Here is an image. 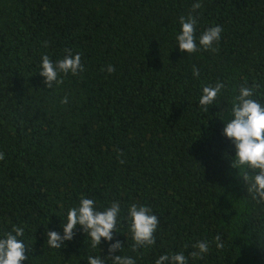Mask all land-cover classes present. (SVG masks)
Instances as JSON below:
<instances>
[{
  "label": "trees",
  "instance_id": "1",
  "mask_svg": "<svg viewBox=\"0 0 264 264\" xmlns=\"http://www.w3.org/2000/svg\"><path fill=\"white\" fill-rule=\"evenodd\" d=\"M195 2L0 0V238L25 228L24 264L108 255L111 242L99 253L80 228L60 250L47 245L81 195L101 208L118 201L122 215L137 204L157 216L148 250L133 253L123 225L113 235L136 264L187 256L199 240L210 251L188 264H264V204L225 158L234 148L220 120L241 85L259 84L254 98L264 103V0H200L196 35L220 26L221 40L215 53L187 56L175 36ZM65 49L81 54L84 71L45 88L41 56L55 62ZM218 81L226 89L206 113L202 87Z\"/></svg>",
  "mask_w": 264,
  "mask_h": 264
},
{
  "label": "clouds",
  "instance_id": "2",
  "mask_svg": "<svg viewBox=\"0 0 264 264\" xmlns=\"http://www.w3.org/2000/svg\"><path fill=\"white\" fill-rule=\"evenodd\" d=\"M201 8L202 3L197 0L192 4L189 15L179 18L180 31L175 36V47L187 56L200 51L213 53L218 51L223 31L220 26L209 27L199 36L196 35L197 17L193 13ZM43 46L48 47L47 41ZM115 70L112 65L106 68L109 74ZM83 71L81 54L78 52L73 54L70 49H65L63 58H58L55 62L48 55H42L38 75L43 78L45 88L52 89L63 84L64 77L68 74L77 76ZM192 75L193 78H198L200 75L195 67ZM259 88V84H254L252 87L241 85L238 94L231 101L230 108L227 109V120H220L224 125L222 135L234 148V156L228 157L225 153V158L247 185V194L257 203L264 204V103L254 98ZM225 89L226 85L219 81L214 86H203L198 101L199 106L207 113L210 106H216L218 98ZM67 102L68 97L65 96L61 104ZM212 118L214 117L209 119ZM4 158V154L0 152V160ZM158 224L157 216L152 214V210L146 205L131 204L127 208L126 215H122L118 201L110 202L107 207L101 208L94 199L81 195L79 203L69 208L65 219L61 221L62 233L47 231L46 242L49 248L60 250L66 241L74 238L75 230L80 228L90 242V248L99 249V253L102 240L106 243L111 242L106 257L102 259L100 254L89 255L87 264H136L134 258L121 254L125 242L121 243L119 240L112 242L113 235L120 234L118 225L126 227L128 238L132 241L131 251L136 253L140 250H148L155 244L154 233ZM24 232V227L13 225L11 230L0 238V264H24L27 261L28 256L25 253L28 252V248L22 239ZM220 241L219 235L213 240L218 249L223 247ZM191 248L192 251L187 256L184 251L162 254L155 259L154 264H188L189 259H203L210 251L209 242L205 240L197 241L191 245ZM114 253L119 254L114 255ZM140 254L143 255V252Z\"/></svg>",
  "mask_w": 264,
  "mask_h": 264
}]
</instances>
